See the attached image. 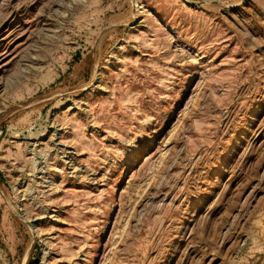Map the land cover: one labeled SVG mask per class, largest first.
Returning a JSON list of instances; mask_svg holds the SVG:
<instances>
[{"label":"rangeland","instance_id":"374dc122","mask_svg":"<svg viewBox=\"0 0 264 264\" xmlns=\"http://www.w3.org/2000/svg\"><path fill=\"white\" fill-rule=\"evenodd\" d=\"M0 264H264V0H0Z\"/></svg>","mask_w":264,"mask_h":264},{"label":"bare ground","instance_id":"6f19581e","mask_svg":"<svg viewBox=\"0 0 264 264\" xmlns=\"http://www.w3.org/2000/svg\"><path fill=\"white\" fill-rule=\"evenodd\" d=\"M1 85V84H0Z\"/></svg>","mask_w":264,"mask_h":264}]
</instances>
